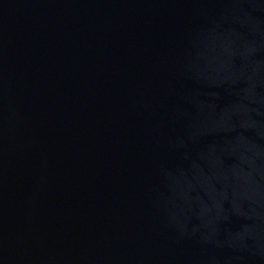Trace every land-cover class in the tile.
Returning <instances> with one entry per match:
<instances>
[{
	"label": "water",
	"instance_id": "water-1",
	"mask_svg": "<svg viewBox=\"0 0 264 264\" xmlns=\"http://www.w3.org/2000/svg\"><path fill=\"white\" fill-rule=\"evenodd\" d=\"M0 264H264V0H0Z\"/></svg>",
	"mask_w": 264,
	"mask_h": 264
}]
</instances>
